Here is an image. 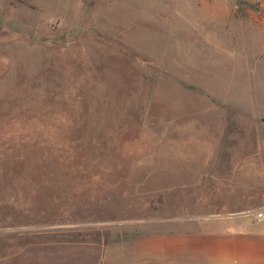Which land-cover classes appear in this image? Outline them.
Wrapping results in <instances>:
<instances>
[{
  "label": "rangeland",
  "instance_id": "1",
  "mask_svg": "<svg viewBox=\"0 0 264 264\" xmlns=\"http://www.w3.org/2000/svg\"><path fill=\"white\" fill-rule=\"evenodd\" d=\"M262 174L257 0H0V264H65Z\"/></svg>",
  "mask_w": 264,
  "mask_h": 264
},
{
  "label": "crops",
  "instance_id": "2",
  "mask_svg": "<svg viewBox=\"0 0 264 264\" xmlns=\"http://www.w3.org/2000/svg\"><path fill=\"white\" fill-rule=\"evenodd\" d=\"M259 177L224 190L222 200L209 199L200 215L165 220L158 231L147 223V232L111 244H83V253L64 263L264 264V219L252 217L264 211V174Z\"/></svg>",
  "mask_w": 264,
  "mask_h": 264
},
{
  "label": "built area",
  "instance_id": "3",
  "mask_svg": "<svg viewBox=\"0 0 264 264\" xmlns=\"http://www.w3.org/2000/svg\"><path fill=\"white\" fill-rule=\"evenodd\" d=\"M255 221H262L264 219V211H257L252 215Z\"/></svg>",
  "mask_w": 264,
  "mask_h": 264
},
{
  "label": "trees",
  "instance_id": "4",
  "mask_svg": "<svg viewBox=\"0 0 264 264\" xmlns=\"http://www.w3.org/2000/svg\"><path fill=\"white\" fill-rule=\"evenodd\" d=\"M99 241V240H98Z\"/></svg>",
  "mask_w": 264,
  "mask_h": 264
}]
</instances>
